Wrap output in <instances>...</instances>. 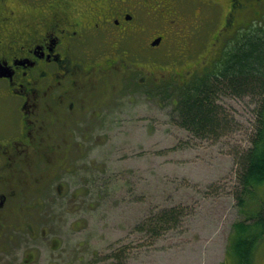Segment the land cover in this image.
I'll return each instance as SVG.
<instances>
[{
    "label": "rangeland",
    "instance_id": "1",
    "mask_svg": "<svg viewBox=\"0 0 264 264\" xmlns=\"http://www.w3.org/2000/svg\"><path fill=\"white\" fill-rule=\"evenodd\" d=\"M163 3L167 16L154 1L141 0L136 20L145 29L121 43L135 63L157 71V82L139 84L141 74L128 76L131 86L119 104L109 103L105 121L86 111L91 126L69 141L72 160L63 164L71 168L67 180L77 191L61 198L59 222L45 220L44 264H224L227 259L233 225L244 216L235 194L236 153L250 145L258 104L250 95L223 96L234 119L219 138L195 137L175 122L171 93L153 91L201 72L206 50L221 35L229 0ZM170 15L178 20L175 27ZM258 17L264 18V3ZM160 34L164 45L147 47L153 54L147 55L144 46ZM99 42H90L93 61L104 55L96 52ZM164 67L172 71L166 79ZM175 205L184 206L175 224L156 232L148 228L152 215ZM115 248L123 251L121 259L113 257ZM255 264H264V242Z\"/></svg>",
    "mask_w": 264,
    "mask_h": 264
},
{
    "label": "flooded vegetation",
    "instance_id": "2",
    "mask_svg": "<svg viewBox=\"0 0 264 264\" xmlns=\"http://www.w3.org/2000/svg\"><path fill=\"white\" fill-rule=\"evenodd\" d=\"M151 1L168 15L165 0ZM246 1L235 0L226 30L257 12L261 0ZM140 5L141 0H0V264H44V223L59 222L61 198L77 191L63 163L72 160L73 133L92 124L85 112L104 122L109 103L119 104L131 86L130 75L141 74L139 84L157 82V71L135 63L121 46L145 29L136 20ZM168 17L175 27L178 20ZM160 36L159 44L144 46L147 55H153L147 47L161 46ZM93 39L100 41L96 52L104 51L96 61ZM163 71V79L172 72Z\"/></svg>",
    "mask_w": 264,
    "mask_h": 264
},
{
    "label": "trees",
    "instance_id": "3",
    "mask_svg": "<svg viewBox=\"0 0 264 264\" xmlns=\"http://www.w3.org/2000/svg\"><path fill=\"white\" fill-rule=\"evenodd\" d=\"M241 1L244 5L246 0ZM252 2L254 0L247 3ZM234 3L235 0H229L220 29L224 28V19L226 22V15L233 11ZM257 3L262 4L264 0ZM215 41L207 49L209 58L201 72L194 71V76L186 83H175L172 88L157 87L153 93H171L175 122L200 138H219L231 126L234 116L230 117L221 103L223 96L250 95L257 102L250 145L236 153L239 167L235 194L244 216L233 225L224 263L255 264L257 251L264 242V18L239 26L231 35L219 37L217 34ZM183 207H166L152 215L146 223L148 228L156 232L175 224ZM112 254L116 260L123 257L119 248Z\"/></svg>",
    "mask_w": 264,
    "mask_h": 264
},
{
    "label": "water",
    "instance_id": "4",
    "mask_svg": "<svg viewBox=\"0 0 264 264\" xmlns=\"http://www.w3.org/2000/svg\"><path fill=\"white\" fill-rule=\"evenodd\" d=\"M159 41H160V38H158L155 41H153V44H157V43H159Z\"/></svg>",
    "mask_w": 264,
    "mask_h": 264
}]
</instances>
